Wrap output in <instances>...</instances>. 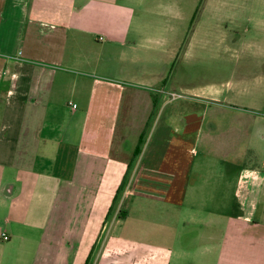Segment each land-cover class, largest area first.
Instances as JSON below:
<instances>
[{"label": "crops", "instance_id": "crops-1", "mask_svg": "<svg viewBox=\"0 0 264 264\" xmlns=\"http://www.w3.org/2000/svg\"><path fill=\"white\" fill-rule=\"evenodd\" d=\"M213 4L0 0V264H264V11L251 63L216 69L213 219L177 199L201 186L188 170L212 101L163 91L200 32L221 31ZM145 192L168 206L164 247L125 218Z\"/></svg>", "mask_w": 264, "mask_h": 264}, {"label": "rangeland", "instance_id": "rangeland-1", "mask_svg": "<svg viewBox=\"0 0 264 264\" xmlns=\"http://www.w3.org/2000/svg\"><path fill=\"white\" fill-rule=\"evenodd\" d=\"M213 5L216 11V21L219 22L221 31L200 32L198 36L201 41L190 48L187 57L178 58L170 71L169 80L178 83L177 85L173 83V88L170 90L171 93L181 97H176V99L187 100L190 95H197L212 101L202 103L209 108L206 111L207 116L200 135L196 159L188 170V173L192 174L189 178H194L196 174L202 175L201 186L195 187L189 184L185 192L183 194L180 192L177 197L180 200H178L179 205L181 208L183 207V216L206 218L207 220L213 219V215L208 211H212L209 206L213 202L215 195L213 194V183L216 182V135L208 133L209 122L214 121L213 117L216 120V97L212 98V96H216V81L218 82L220 78L219 75H216V69L219 68L218 63L221 60L225 63L229 60V56L233 57V66L238 69L251 63L250 58H254L255 55L249 54L246 41L261 40V31L257 32L254 27L259 18V12L264 11V0H216V4ZM228 15L232 19L225 20ZM220 34H231L237 38V46L231 55H225L222 49L216 46V37ZM252 50L255 54V48ZM221 55L222 58H220ZM217 72L221 74L222 71ZM225 79L223 78L221 81L224 82ZM74 106L76 107V105ZM227 119L235 120L231 117L224 118L225 121ZM204 154L209 155L205 157L206 161H202L201 158ZM67 179L69 180V178ZM157 195L154 196L153 193L148 192L135 195L133 198L127 199L123 209L128 212L125 217L127 222L139 225V237L142 243H155L159 247H164V235L171 232L166 227L169 210L166 209L168 206L164 203V198ZM180 206L173 207L171 216L180 215L181 210L177 209ZM195 207H198L199 210H195Z\"/></svg>", "mask_w": 264, "mask_h": 264}, {"label": "built area", "instance_id": "built-area-1", "mask_svg": "<svg viewBox=\"0 0 264 264\" xmlns=\"http://www.w3.org/2000/svg\"><path fill=\"white\" fill-rule=\"evenodd\" d=\"M163 93H165V94L169 97L170 100H175L176 97H179V96L176 95L175 93L164 92V91H163ZM179 98H181V97H179ZM72 107L74 108L75 106L72 105ZM1 237H2L3 240H8V237H7L5 234H2Z\"/></svg>", "mask_w": 264, "mask_h": 264}, {"label": "trees", "instance_id": "trees-1", "mask_svg": "<svg viewBox=\"0 0 264 264\" xmlns=\"http://www.w3.org/2000/svg\"><path fill=\"white\" fill-rule=\"evenodd\" d=\"M142 143V140L140 139V141H139V145ZM89 262V261H88Z\"/></svg>", "mask_w": 264, "mask_h": 264}]
</instances>
